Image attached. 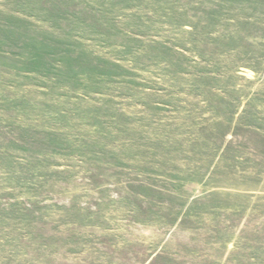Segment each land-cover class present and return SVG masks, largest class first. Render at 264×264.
I'll return each instance as SVG.
<instances>
[{"label":"rangeland","instance_id":"1","mask_svg":"<svg viewBox=\"0 0 264 264\" xmlns=\"http://www.w3.org/2000/svg\"><path fill=\"white\" fill-rule=\"evenodd\" d=\"M0 264H264V0H0Z\"/></svg>","mask_w":264,"mask_h":264}]
</instances>
